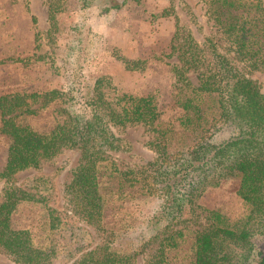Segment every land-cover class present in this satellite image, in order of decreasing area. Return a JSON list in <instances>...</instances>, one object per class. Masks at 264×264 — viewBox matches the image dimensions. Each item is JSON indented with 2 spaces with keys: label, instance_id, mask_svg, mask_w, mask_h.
Wrapping results in <instances>:
<instances>
[{
  "label": "trees",
  "instance_id": "trees-1",
  "mask_svg": "<svg viewBox=\"0 0 264 264\" xmlns=\"http://www.w3.org/2000/svg\"><path fill=\"white\" fill-rule=\"evenodd\" d=\"M201 1L213 30L200 38L179 24L173 7L154 15L175 18L166 53L174 57V119H162L165 109L154 93L125 92L115 102L104 91L102 76L81 95L60 88L0 94V132L7 138L0 168V251L15 263L135 264L143 254L144 264H173V257L187 252L189 264H264V239L256 242V236L264 238V92L250 76L264 71V2ZM95 2L102 11L118 6L79 0V7ZM47 4L50 34L65 0ZM187 12L201 31L197 16ZM119 58L127 69L145 61ZM53 101L65 103V117L47 130L35 128L27 117ZM78 102L84 111L76 109ZM132 123L153 133L147 143L155 157L139 169H120L112 153L130 145L116 129ZM64 148L79 149L81 157L63 189L67 213L49 204L56 197L49 177L15 178ZM230 177L238 179L236 195L245 209L237 217L198 202L208 186ZM138 192L156 200L143 226L140 220L131 233V223L124 229L108 226L105 213L115 196ZM28 203L41 207L40 219L17 223L18 210ZM92 231L100 241H93Z\"/></svg>",
  "mask_w": 264,
  "mask_h": 264
},
{
  "label": "rangeland",
  "instance_id": "rangeland-1",
  "mask_svg": "<svg viewBox=\"0 0 264 264\" xmlns=\"http://www.w3.org/2000/svg\"><path fill=\"white\" fill-rule=\"evenodd\" d=\"M107 2L117 3L118 6L102 11L97 2L80 8L79 0H65L64 10L56 14L57 30L47 34V0H0V94L60 88L70 90L69 94L81 95L97 77L102 76L104 91L115 102L118 95L125 92L154 93L165 109L162 119H174L178 114V109L170 103V66L174 57H169L166 53L170 50L175 18L171 13L154 15L173 7L179 24L191 27L200 38L202 32L209 34L213 30L211 21L205 14L204 4L201 0ZM188 8L197 16L202 25L201 31L190 23ZM119 56L145 61L142 67L127 69ZM189 75L195 82V75ZM250 76L264 92V71H252ZM62 107H65L64 102L53 101L27 118L35 128L47 130L65 117ZM76 109L85 110L81 102H78ZM116 130L130 145L127 151L112 153V158L120 169H139L155 157L147 143L152 139L153 133L141 123L127 124ZM6 148L7 138L0 132V168L5 160ZM80 160L79 149L64 148L52 159L43 160L40 167L17 172L15 178L21 181L36 174L49 177L56 193L49 204L67 213L63 189ZM237 184L238 179L235 177L223 178L218 185L208 186L198 202L204 208L219 209L230 217H237L245 211L236 195ZM3 185L4 181L0 179V198ZM113 201L106 210L105 223L114 229H124V223H131V226H135L128 228L130 233L136 230L140 220L142 222L150 216L156 206V200L152 196L142 195L140 192L126 197L115 196ZM40 208L36 204L22 205L15 221L35 223L40 219ZM140 225L143 226V222ZM92 232L93 241H100L98 232ZM258 237L256 236L257 239ZM257 239L256 242L260 244L264 238ZM142 255L137 257L135 264H144ZM172 262L189 264L190 258L187 252L181 253L180 256L173 257ZM0 264L17 263L0 251ZM52 264L67 262L56 259Z\"/></svg>",
  "mask_w": 264,
  "mask_h": 264
}]
</instances>
